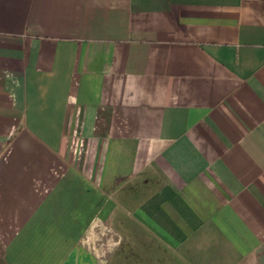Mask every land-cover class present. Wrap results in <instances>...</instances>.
I'll return each mask as SVG.
<instances>
[{
  "label": "crops",
  "instance_id": "1",
  "mask_svg": "<svg viewBox=\"0 0 264 264\" xmlns=\"http://www.w3.org/2000/svg\"><path fill=\"white\" fill-rule=\"evenodd\" d=\"M0 264H264V0H0Z\"/></svg>",
  "mask_w": 264,
  "mask_h": 264
}]
</instances>
